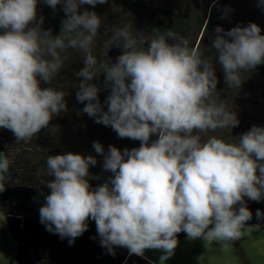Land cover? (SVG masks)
I'll list each match as a JSON object with an SVG mask.
<instances>
[{
    "label": "clouds",
    "instance_id": "9594fccd",
    "mask_svg": "<svg viewBox=\"0 0 264 264\" xmlns=\"http://www.w3.org/2000/svg\"><path fill=\"white\" fill-rule=\"evenodd\" d=\"M44 2L53 9L63 6L66 18L58 35L42 29V16L37 21V0H0V128L12 131L17 142H28L67 111V93L42 88L41 80L50 84L63 66L61 54L77 49L84 54V67L75 73L81 78L77 99L87 101L82 111L120 138L140 141L131 150L110 145L107 152L99 141L93 143L104 157L103 169L112 173L95 188L89 182L95 156L49 155L47 174L54 179L47 181L50 193L39 209L46 230L69 238L71 245L94 220L101 246L113 256L116 246L140 256L146 249H163L167 258L181 231L190 239H240L253 215L245 197L264 199V126L253 125L238 140L203 138L239 124L216 90L213 60L183 35L169 30L134 36L131 25L115 31L108 45L121 49L116 61L98 60L92 52L102 19L80 8L107 0ZM215 33L211 48L225 82L239 88L242 71L264 64L261 27L251 22L225 32L218 26ZM101 75L110 90L107 110L93 82ZM9 166V158L0 156V191ZM256 214L264 218L259 210Z\"/></svg>",
    "mask_w": 264,
    "mask_h": 264
},
{
    "label": "trees",
    "instance_id": "16d2710c",
    "mask_svg": "<svg viewBox=\"0 0 264 264\" xmlns=\"http://www.w3.org/2000/svg\"><path fill=\"white\" fill-rule=\"evenodd\" d=\"M37 8L44 18L42 29H51L53 36L58 35L62 20L66 18L63 6L57 5L53 9L44 0H37ZM85 9L95 11L102 19L92 52L98 60L107 62L110 59L111 62H115L110 53H113L112 49H116L120 55L121 49L113 44L108 52L107 47L115 31L125 25H131L134 36L145 35L151 38L157 33L169 30L177 35H183L189 40L191 47L198 48L206 57L213 60L218 79L216 90L220 97L227 100L229 109L233 108L241 122L233 129H219L214 135L238 140V137L253 125L264 126V112L262 113L257 106L258 97L264 100V64L249 71H242L243 81L239 88L229 87L225 82L216 52L211 48L216 27H221L225 32L233 28L231 25L224 26L222 22L218 23V18L221 21L223 15L238 18L243 24L251 22L260 24L261 34L264 35V3H261V0H107L106 3L97 4L95 7L83 5L80 12ZM222 21L229 23L227 17ZM98 42L105 46L101 54L97 48ZM116 43L122 45L123 41ZM80 52L77 49H68L65 53L71 54L72 59L63 64L50 84L41 80V87L50 86L65 93H76L81 78L75 73L84 67L83 59L76 62ZM72 75L76 79L70 80ZM256 79L262 82L260 86L255 85ZM93 82L99 84L101 90L98 95L103 102L104 110H107V104L104 102L110 90L103 87L104 76L101 75ZM254 97L256 101L251 103ZM50 124L48 132L42 129L28 142H17L12 131L0 128V151L10 160L9 170L3 181L5 188L0 191V211L6 215L9 228L18 242L16 264H139L146 261L145 253L151 248L146 249L140 256L130 254L127 248L114 246L115 255L110 254L101 246L94 220H88L87 230L71 245L69 238L61 239L58 234L47 231L46 225L41 223L39 209L44 203L45 196L50 193V189L45 185L48 180L54 179L47 174L46 161L49 155L71 151L84 156L90 154L95 156L96 165L89 166L91 174L89 182L95 188L112 175L103 169L104 157L95 152L93 148L95 141L102 144L105 152L110 145H115L121 151L125 148L131 150L140 145L138 140L120 138L110 126L96 123L94 117L85 125L86 132L74 133L65 128H59L54 132V124ZM103 126L107 133L99 131ZM90 128L95 130V134H91ZM212 134L208 133V136ZM208 136L204 134L203 138L207 139ZM155 138L153 136L151 140ZM245 203L253 214L246 225L264 222V218H258L256 214L257 210L264 213V199L254 201L245 197ZM184 237H187V234L183 231L177 234V239ZM231 243L244 263L249 264L242 246V238Z\"/></svg>",
    "mask_w": 264,
    "mask_h": 264
},
{
    "label": "rangeland",
    "instance_id": "374dc122",
    "mask_svg": "<svg viewBox=\"0 0 264 264\" xmlns=\"http://www.w3.org/2000/svg\"><path fill=\"white\" fill-rule=\"evenodd\" d=\"M251 12H253V10H251ZM40 17V9L37 8V21ZM224 17H227L229 23L228 21H222ZM221 18V21L218 18V23L222 22L224 26L231 25L232 27H235L237 25L246 26L249 24H243L238 18H231L226 15H223ZM35 23L36 22H33V26ZM259 26L262 27V25L260 24ZM96 44L100 54L103 53L105 49L103 43L98 42ZM107 48L109 52L110 48ZM112 50L113 53H110V56L116 61V58L119 56V54L116 49ZM61 55L62 57H64V63L72 59L71 54L64 52ZM83 57L84 54L80 52L78 58L76 59V62L83 59ZM71 79H76V77L72 75L70 80ZM261 84L262 82L260 81V79L255 83V85L258 86H260ZM76 93H67L65 97L67 102V111H62L59 115L53 116L52 120L50 121V123L54 124V132L58 131L59 128H65L74 133L86 132L85 125L90 123L92 117H89L87 113H84L82 111L87 101L83 103L78 101L76 95H74ZM255 98L256 97L252 98L251 103L256 101ZM220 99L226 100L224 97H220ZM257 103V106L260 107V109L262 110L261 112L263 113L264 100L258 97ZM101 104L103 105V102H101ZM230 110H233V108H231ZM240 123L241 122H239V124ZM49 125L48 127L44 128L47 132L50 130L48 129L50 128ZM101 128L102 129L99 130L101 131V133H107V129H104V126ZM90 132L91 134H95L94 129H91ZM96 132L99 135L98 130ZM214 134H216V132L212 135ZM0 156H4V153L2 151H0ZM241 238L242 246L250 262L249 264H264V222L247 224L241 230ZM17 255L18 242L14 238L9 228L6 215L2 211H0V264H16ZM145 256L147 258L146 261H143L139 264H245L239 253L236 252L231 241H208L207 239H203V237L196 239L184 237L178 239V245L174 249L173 254L171 256H167V258H165L166 253L163 249H150L145 253Z\"/></svg>",
    "mask_w": 264,
    "mask_h": 264
}]
</instances>
